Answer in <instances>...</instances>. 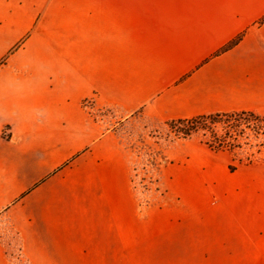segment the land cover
<instances>
[{"label":"crops","instance_id":"crops-1","mask_svg":"<svg viewBox=\"0 0 264 264\" xmlns=\"http://www.w3.org/2000/svg\"><path fill=\"white\" fill-rule=\"evenodd\" d=\"M36 5L29 11L41 12H33L29 22L40 15L34 34L54 55L10 62L4 72L11 87L0 94L39 89L34 83L39 80L53 84L39 94L52 96V111L68 112L63 120L68 131L61 134L88 139L80 151L85 160L79 182L100 194L111 231L86 222L74 228L69 223L61 233L58 223L34 216L38 197L16 206L25 190L0 205L5 212L0 264H14L17 256L20 264L30 258L27 264H264L263 167L236 166L227 154L203 146L196 145L206 152L183 147L165 168L164 199L145 207L118 131L103 133L86 123L80 104L96 95L110 108L127 114L143 110L162 122L264 113V25L258 26L264 0H38ZM243 34L235 48L213 57ZM2 110L0 138L17 150L43 141L51 134L46 127L61 125L40 111L28 116L26 105L0 102Z\"/></svg>","mask_w":264,"mask_h":264},{"label":"rangeland","instance_id":"rangeland-1","mask_svg":"<svg viewBox=\"0 0 264 264\" xmlns=\"http://www.w3.org/2000/svg\"><path fill=\"white\" fill-rule=\"evenodd\" d=\"M37 1L0 0V90L11 87L10 79L5 72L13 60L25 55L30 57L54 55L48 44L38 43L39 39L34 34L40 15L34 18V22H29L32 14L41 12L29 11L30 6L36 5ZM28 22L31 24L27 28ZM35 43L36 48L31 49ZM34 83L37 87L40 85L42 87L39 89L18 87L15 90H20L21 94L10 95L6 92L0 94L1 106L26 105L29 107L28 116L40 111L45 116H51L53 120L59 118L61 125L46 127L51 134L44 135L43 141L39 140L34 144L27 142L23 150H17L15 146L6 147L4 138H0V205L4 206L6 202L12 201L16 195L26 190L24 197L16 199V206L21 208L24 203L32 200L33 195L38 197L37 206L32 208L34 216L47 224L58 223L60 225L58 231L61 233L67 232L69 223L74 228L86 222L91 225L92 222L94 229L98 228L99 231L108 234L111 225L105 214L106 209L104 210L100 204V194L98 191H87L79 182V164L85 160L80 151L85 149L88 139L84 136L61 134L62 131H68V124L63 121L68 112L52 111L49 107L52 96L39 94L43 87L53 88L52 83L42 80ZM35 91L38 93L35 94ZM12 92L14 93V90ZM80 104L84 111V119L88 121L86 123L99 127L98 131L103 133L109 130L118 131L120 143L129 160L135 193L145 207L161 203L164 199L167 192L165 168L171 160L173 161L171 156L178 155L180 149L186 146L188 152H196L202 149L198 146L209 149L202 142L211 147L221 145L222 149H228L230 152L225 150L219 152L232 158L236 166L264 168V130L262 134L241 133L234 139L235 137L229 136L230 133H225L229 126L225 122L226 118L221 117L219 125L200 126L188 135L186 129H183L184 126L173 123L177 120L162 122L157 116H145L143 110L132 114L123 113L108 107L96 95L83 99ZM255 113L264 115L261 112ZM0 115H5V110L0 111ZM248 120L252 125L264 127V118ZM246 128L243 127L242 130ZM240 131L239 129L238 132ZM210 151L208 152L212 155ZM75 153L81 156V160ZM4 216L5 212H0L2 240ZM51 228L44 227L47 231ZM21 258L17 256L14 264H20ZM25 259L27 258L23 257V260ZM111 259L112 257H109V260ZM30 260L33 259L30 258L23 263L27 264Z\"/></svg>","mask_w":264,"mask_h":264},{"label":"trees","instance_id":"trees-1","mask_svg":"<svg viewBox=\"0 0 264 264\" xmlns=\"http://www.w3.org/2000/svg\"><path fill=\"white\" fill-rule=\"evenodd\" d=\"M264 25V18H262L259 22H258V26ZM245 34L239 36L237 39L233 40L232 42H230L227 46H225L223 49H221L219 52H217L216 54L213 55V57H218L230 50H232L233 48H235L244 38ZM221 117L226 118V123L229 126V129H227V131L225 132L230 133V137H235L234 139L238 138V135L241 133H244L247 135V132L251 133V132H255L257 134H262L264 127H259L256 125H252L248 119L251 118H256V119H261L264 118V115H260L258 113L255 112H233V113H219V114H212V115H204V116H199L193 119H183V120H177V121H173V123L175 125H182L183 129H186V131L188 132V135L196 130L198 127L200 126H207L210 124H213L214 127L219 125L221 123ZM264 124V123H263ZM243 127H247L246 129L242 130ZM240 129L241 131L238 132V130ZM188 129V130H187ZM205 146H207L209 149H211L212 151L215 152H219L221 150H225L230 152L228 149H222L223 147L221 145H219V147H211L210 145H207L206 142H202ZM221 144V143H220ZM236 167L232 166L231 170H235Z\"/></svg>","mask_w":264,"mask_h":264}]
</instances>
